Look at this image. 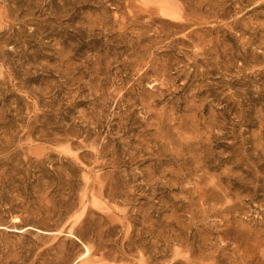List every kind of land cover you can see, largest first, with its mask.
I'll use <instances>...</instances> for the list:
<instances>
[{"label": "rangeland", "instance_id": "374dc122", "mask_svg": "<svg viewBox=\"0 0 264 264\" xmlns=\"http://www.w3.org/2000/svg\"><path fill=\"white\" fill-rule=\"evenodd\" d=\"M0 264H264V0H0Z\"/></svg>", "mask_w": 264, "mask_h": 264}]
</instances>
